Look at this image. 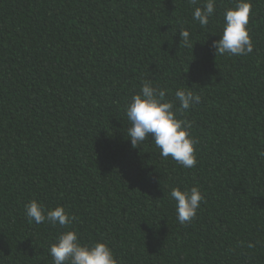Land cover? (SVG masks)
<instances>
[{"label": "trees", "instance_id": "1", "mask_svg": "<svg viewBox=\"0 0 264 264\" xmlns=\"http://www.w3.org/2000/svg\"><path fill=\"white\" fill-rule=\"evenodd\" d=\"M204 2L0 0V264H53L68 230L118 264H264V0H250L247 56L212 47L237 0H216L201 27ZM147 80L168 101L184 87L202 97L178 114L194 168L151 139L132 147L125 105ZM194 186L204 201L181 225L169 194ZM32 200L76 219L30 224Z\"/></svg>", "mask_w": 264, "mask_h": 264}, {"label": "clouds", "instance_id": "2", "mask_svg": "<svg viewBox=\"0 0 264 264\" xmlns=\"http://www.w3.org/2000/svg\"><path fill=\"white\" fill-rule=\"evenodd\" d=\"M189 2L196 4L197 0ZM215 5L216 0H205L202 7L195 8L193 20L201 27H206L216 12ZM251 9L250 0H237L234 8L223 13L222 34L220 39L212 44L216 56H247L253 52L254 45L247 28ZM179 32L181 43L186 48L193 47L189 31L181 28ZM166 93L167 89L154 86L150 80L143 82L139 93L133 95L125 105L129 122L127 136L133 148L151 139L162 159L171 157L186 169L194 168L198 162L195 148L198 140L191 135L192 123L178 118V114L183 115L200 104L202 97L189 87L178 88L175 91V101H168ZM259 156L264 160V151L260 152ZM169 195L175 201L177 221L181 225L190 224L204 201L198 187L183 191L178 187L172 188ZM25 216L30 224L47 222L61 228L70 227L76 219L62 206H57L54 210L46 209L36 200L25 205ZM49 254L53 264H118L106 243L83 244L78 233L72 230L62 232L58 236L56 242L50 246Z\"/></svg>", "mask_w": 264, "mask_h": 264}]
</instances>
